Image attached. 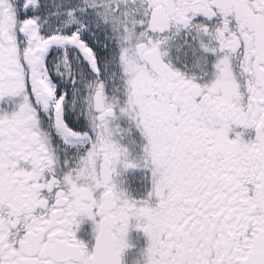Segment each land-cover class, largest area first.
<instances>
[{
    "label": "snow or ice",
    "instance_id": "snow-or-ice-1",
    "mask_svg": "<svg viewBox=\"0 0 264 264\" xmlns=\"http://www.w3.org/2000/svg\"><path fill=\"white\" fill-rule=\"evenodd\" d=\"M0 264H264V0H0Z\"/></svg>",
    "mask_w": 264,
    "mask_h": 264
}]
</instances>
